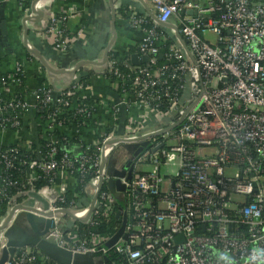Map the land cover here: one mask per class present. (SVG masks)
<instances>
[{"label": "built area", "instance_id": "obj_1", "mask_svg": "<svg viewBox=\"0 0 264 264\" xmlns=\"http://www.w3.org/2000/svg\"><path fill=\"white\" fill-rule=\"evenodd\" d=\"M13 1L22 19L36 16V0L29 8ZM48 1L58 0L35 5L36 12L45 14L35 35L49 42L56 56L93 39L87 6L97 0L56 11ZM115 8L116 32L122 26L140 35L134 53L118 59L109 54L100 73L115 97L95 100L92 87L82 80L85 74L78 71L68 86L44 84L19 100L16 75L26 74L25 67L16 62L8 81L0 74V130L24 135L20 139L11 132L12 144L0 146V211L7 202L5 218L18 205L42 212L27 194L43 197L50 206L44 214L53 215H31L49 222L43 237L65 254L62 263L52 260L55 264H264V0H115ZM208 33L216 36L215 44L205 39ZM28 47L33 49L29 41ZM63 66L56 69L75 68ZM2 94L12 99L3 100ZM39 106L48 109V151L42 156L33 150L35 157L29 158L34 125H22L19 111L27 118ZM131 109L134 119L122 126ZM97 110L107 116L100 128L92 125ZM67 112L79 118V127L60 119ZM125 144L134 146L135 153L141 149L130 181L114 177L108 163ZM170 154L178 156L177 164L169 165ZM140 165L152 170L139 171ZM165 165L176 166V174L162 176ZM42 177L50 183L36 191L34 183ZM24 184L27 200L19 204L9 190L22 195ZM113 218L118 225L111 235L89 233ZM122 228L117 242L106 248ZM5 240L0 232L2 244ZM40 254L27 245L15 249L5 264H50Z\"/></svg>", "mask_w": 264, "mask_h": 264}, {"label": "crops", "instance_id": "obj_2", "mask_svg": "<svg viewBox=\"0 0 264 264\" xmlns=\"http://www.w3.org/2000/svg\"><path fill=\"white\" fill-rule=\"evenodd\" d=\"M2 2L5 3L3 4ZM47 3L49 5V9L52 11L69 9L73 5H78L79 7H85V3L83 2V0H68L67 2L58 0V1H54V3L53 1H48ZM0 4H2V6L0 7V19H1L0 33L2 34L1 25L5 23V28L8 37L7 43L10 46L14 47V49L17 48L19 50L20 47L23 46V49L26 50L24 46V32L22 27L23 19L21 15V10L18 8L17 3H15L13 0H0ZM98 6H100V8H103V6L106 8L105 4L101 2H93L89 6H87V8L93 13L91 20L89 21V23L93 24L95 27L93 39L88 43L86 42L87 44L85 45L76 46L75 48L72 49L70 54H66L63 56H56L54 49L52 48L49 42L47 43L37 39L35 35L36 34L35 31L38 30L40 24H31L29 26L27 40L32 44L33 49L37 50L43 56V58L46 59V61L54 68H56V65L58 64H61L62 68H65L63 64L74 66L76 65V63L81 61L99 62L102 59L104 49L106 48V46L110 41V22L107 21L106 23V19L103 18L104 14L100 11ZM2 13L4 14V16H2ZM94 16L96 17V19H93ZM21 31H22V37L20 38L19 34ZM139 39H140L139 34L121 26V29L117 31V40L114 45V50H117L121 54L126 53L129 51L130 48L135 49L134 44L138 42ZM3 62H5V60L0 61L1 63L0 74L7 75L12 70L11 69L12 65H10V63L8 65L7 63H3ZM36 62H38V60ZM39 65L41 68L43 67L40 62ZM91 70L95 71L96 73L95 76H92L90 79V86L92 87V91L94 95L93 98L97 101H101L102 99H107L110 96L115 97L116 95L113 94V91L111 89L112 87L110 86V82H108V80H106L103 76L100 75L102 69L99 68L96 69V67H93L91 65H85L80 71H83L82 74H85L86 77V73H84V71H91ZM45 72L46 71H44V73ZM27 73L28 72L26 70V75ZM40 75L42 74L38 73L37 76L27 75V79H26L27 89L29 92L34 91L36 88H39L41 85L44 84L50 85L56 89L61 85L68 86L71 84L72 81V77L70 76H59L54 79V77L50 78L46 72V75H43L41 77L42 79H40L39 78ZM134 116H135L134 109L128 110V112L125 113L121 121L127 123L130 120L134 119ZM33 119L34 116L32 115L31 121ZM106 119L107 116L105 110H97L94 119L92 121V125L96 126L95 128L103 127L106 124ZM34 130L35 128H33L32 131L34 132ZM13 138H14L13 133L0 130V146L3 147L10 146L13 142ZM89 138L93 140H97L95 135H90ZM110 167L112 170H115L113 169L112 166ZM122 169L124 170V167H122L121 170ZM26 215L27 213L20 211V213H18L16 217L13 219L9 227L2 232L3 235L6 237V240L8 236V238L13 240L17 239V240L25 241L32 247L36 248L41 254L48 257L49 259L62 263V261H64L65 259L64 253L61 252L52 242H49L45 240L43 236L36 234L37 231L40 230L41 232L45 228V223L35 219L34 222L35 225L34 227L36 231L35 232L32 226L26 220ZM4 221H5V217H3L0 213V225H3ZM17 225H22V226L21 228H19L17 227ZM29 226L31 228V231L26 232L28 231L27 228H29ZM14 230H17V233H14ZM6 240L4 243L7 242Z\"/></svg>", "mask_w": 264, "mask_h": 264}, {"label": "water", "instance_id": "obj_3", "mask_svg": "<svg viewBox=\"0 0 264 264\" xmlns=\"http://www.w3.org/2000/svg\"><path fill=\"white\" fill-rule=\"evenodd\" d=\"M39 1L40 0H36L33 3V5H32L33 13H35L36 16L26 17V18H24L22 20V27H23V32H24V46L26 48V51L31 53L32 56L35 57L42 64V66L46 69V72H47L48 76L50 78L54 77V79L59 77V76H70V77L73 78L74 75L78 71H80L83 68V66H85V65H91L93 67H96V68H99V69L103 70L106 67V64L108 62L109 54H110V52H111L112 48L114 47L115 42L117 40L115 0H107L108 6H109V10H110V41H109L108 45L106 46V48L104 50L102 59L99 62H88V61L78 62V63H76L75 68L72 71H70V70L68 71V70H64V69L58 70V69L52 67L46 61V59H44L43 56L37 50L30 49L28 47V40H27V36H28V32H29L28 23L29 24H39V23L42 22V20H43V18L45 16L43 11L36 12V10H35V5ZM1 30H2V34H3L4 40H5V42H7V31H6V28H5V23H3L1 25ZM177 37L181 40V36L179 34H177ZM183 46H184L185 50L187 51L188 55L192 58L190 52L188 51V48H187V45H186L185 42H183ZM132 63L134 65L138 64L136 56L132 57ZM57 81H58V79H57ZM140 152H141V149H139L135 153V156H137ZM127 171H128V175L126 176ZM132 171H133V168H132L131 162H129L125 166L124 170H122V171L116 170V171H114L113 175L117 179H121V178L127 177V180L130 181L131 180ZM116 185H117V190L119 192H123L124 191V189L120 186V181L119 180H117ZM102 186H103V180L100 179L99 190H101ZM27 196L40 205V208L42 209V212H39V211L35 210L34 208H29V207L27 208V207H24L22 205H18L16 207L12 208L11 210H9V214L5 218V221H4L3 225L0 226V232L5 231L9 227V225L11 224L13 219L16 217L17 212H19V211L27 213L26 220L32 226L34 231H35V227H34L35 226L34 225L35 220L33 219L32 215H31L32 212L41 214L43 216L47 215L46 217H51L53 215L51 212H49L48 214H44L45 212L49 211L50 206H49V203L43 197H41L38 193L29 192L27 194ZM97 196L98 195H96L95 198L92 201V204H91V207H90V212H92V210L94 208L95 202L97 200ZM65 214L68 215L69 217H71L72 219H74L72 214L69 213L68 211H65ZM117 218H118V216H117ZM48 228H49V222L47 221L45 223L44 232H40V231H37V232L35 231V232H36V234L43 236L47 232ZM122 232H123V228L111 240V242L106 246V248H109L112 245H114L117 242L118 238L121 236ZM7 239H8V242H7L5 247L2 246L3 244L0 241V264H5L7 259H8V256L9 255L10 256L14 255L15 249L22 248V247H25V246L29 245L25 241L17 240V239L13 240V239L8 238V236H7Z\"/></svg>", "mask_w": 264, "mask_h": 264}, {"label": "trees", "instance_id": "obj_4", "mask_svg": "<svg viewBox=\"0 0 264 264\" xmlns=\"http://www.w3.org/2000/svg\"><path fill=\"white\" fill-rule=\"evenodd\" d=\"M19 3H23L24 6L26 8H29L30 4H31V1L32 0H18ZM102 7V6H101ZM98 8L100 9V11L102 13L106 12L105 11V7L103 6V8H100V6H98ZM121 14L122 16H125V12L121 11ZM107 23V22H106ZM169 45V44H168ZM135 52V49L133 48H130L129 51L124 55L125 57H128L129 55H131L132 53ZM71 51H69L68 54H70ZM111 56H113V58H119L120 57V53L117 51V50H113L111 53H110ZM26 57H27V61L28 62H33L35 61L34 58H32L29 53L27 52L26 53ZM1 61V60H0ZM165 62V60H159V66H161L163 63ZM36 65V63H35ZM118 68L125 72V69L122 65H118ZM80 74L83 73V71H80L79 72ZM84 73H86V77H83L82 80L87 84V85H90V79L92 76H95V71H84ZM43 75H40L39 78L42 79ZM108 76V75H107ZM4 78L8 81V76L5 75ZM16 78H18L20 81H21V85L19 87H16L14 89V93H16V96H19V100H23V99H26L27 95L30 93L27 89V75L26 74H23L22 72H19L17 75H16ZM10 80H9V84H10ZM114 90L116 91V93H120L122 91V88H114ZM1 98L3 100H11L12 97L9 95V94H2L1 95ZM163 109H166V107L164 106ZM19 115H20V118H21V123L22 125H28V124H32V125H35V130L33 132V140L35 139V141H33V143L31 145H29V147L31 148V153L29 155V158H33L35 157V154L32 153V151H36V150H40L42 152V156H45V154L47 153L48 151V148H47V145H48V142L46 141L47 139V136H48V132L45 131L44 129V126L46 125V122H47V117H48V109L46 108H41L40 106L36 109V112L33 114L34 116V119L32 121H28V119L22 114L23 112L22 111H19ZM24 116V117H21ZM62 121H65L66 124L71 127V128H77L79 127V118L78 117H75L74 116V113L73 112H67L64 116H62L60 118ZM82 122V121H81ZM122 126L125 124L124 121L121 122ZM122 128V127H121ZM11 131V130H10ZM11 132H16V134L18 135V137L21 139L23 138V133L20 132V130H12ZM55 135L60 138L61 137V133L59 131H55ZM58 155H57V158L60 159L62 157V155H64V152H62V146L59 145L58 147ZM14 177L16 179H18L20 182H23L24 181V178L22 177V175H20L19 173H13ZM44 177V176H43ZM41 180H38L34 183V189L36 191H39L41 190L43 187L45 186H48L49 185V179L48 178H43ZM25 188H23L21 191H23L22 195H17L19 194V191L20 190H17L16 188H11L9 190V194L13 197L16 198V201L18 203H21L23 202L25 199H26V196L23 195L28 189L27 187V184H24L23 185ZM80 188L82 187L81 184H79ZM7 202H5L3 205H2V208H1V215L3 217H5L6 213H7V209H8V206L6 205ZM116 225H118V221L113 218L108 224L104 223L101 224L100 226L98 227H91L89 228V233H96V234H100V235H111L113 230L116 228ZM83 227V226H81ZM40 257H43L41 254H40ZM50 264H55L54 261L50 260L48 261Z\"/></svg>", "mask_w": 264, "mask_h": 264}, {"label": "rangeland", "instance_id": "obj_5", "mask_svg": "<svg viewBox=\"0 0 264 264\" xmlns=\"http://www.w3.org/2000/svg\"><path fill=\"white\" fill-rule=\"evenodd\" d=\"M97 2H98V0H97ZM1 6L2 5L0 4V7ZM95 6H96V4H95ZM105 6H106V8H105L106 12L103 13L104 14L103 18L106 19V22L107 21L110 22V19H109L110 18V10H109L107 0H105ZM96 9H97V7H96ZM91 14L93 16L92 11H91ZM2 16H4L3 13H2ZM19 37L20 38L22 37V31L20 32ZM205 39L208 40L212 44L216 43V36L212 33L206 34ZM7 42H8V39H7ZM7 42H5L2 34L0 33V60H5V62H3V63H7L8 65L10 63V65H12L11 69H13L14 64L16 62H20L21 65L25 67L24 69L27 70V72H28L27 75L37 76L38 73H41V71L38 69V68H41L39 65V61L36 62L37 59L35 57H33L35 59V61H33V62L27 61V57L25 55L27 53V51L23 49V46H21L20 49L18 50L17 48L14 49V47L10 46ZM75 44H76L75 46L85 45L82 42H78ZM11 49H13L14 51ZM112 50H114V47L112 48ZM122 54H124V53H122ZM122 54L120 55L119 58L122 57ZM35 63H36V65H35ZM37 65H38V67H37ZM96 69H98V68H96ZM41 74L46 75V72L44 73V70H43V72ZM29 99L30 100L32 99L31 95H30ZM31 118H32V114H29L27 116L28 121H31ZM30 125H32V124H30ZM134 160H135V147L130 146V145L129 146L128 145H120L118 148H116L114 150L111 157L109 158L108 163L110 166L113 167V169H115L114 171H116V170H120L123 166H126L129 162L132 163V168H133L134 167ZM168 160H169V165H172L173 163L177 164L178 156L175 154H170L168 156ZM137 170L144 171V170H152V169L146 165H140L137 167ZM176 172H177L176 166L165 165V166L161 167V175L165 176L167 178L172 177L173 175L176 174ZM21 226L22 225H17V227H19V228H21ZM27 230L28 231H26V232L31 231L30 226H29V228H27ZM14 233H17V230H14Z\"/></svg>", "mask_w": 264, "mask_h": 264}]
</instances>
